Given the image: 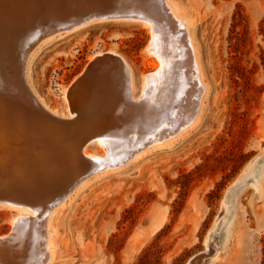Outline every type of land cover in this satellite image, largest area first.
<instances>
[{
  "label": "rangeland",
  "instance_id": "1",
  "mask_svg": "<svg viewBox=\"0 0 264 264\" xmlns=\"http://www.w3.org/2000/svg\"><path fill=\"white\" fill-rule=\"evenodd\" d=\"M169 1L189 21L187 33L205 88L197 115L186 129L148 145L121 165L86 176L85 184L57 202L49 222L55 247L48 264H186L196 254L210 253L203 240L220 214L226 190L264 148V0ZM150 30L139 22L107 20L49 35L46 43L42 39L29 52L25 68L29 90L49 112L57 113L53 123L68 121L62 88L96 53L112 50L114 68L128 66L131 73L124 81L128 87L119 79L115 85L138 100L147 86L155 85L141 76H155L158 68V59L146 51L150 40L153 44ZM104 64L109 66V61ZM108 66H100L102 80L92 86L102 94L103 106L109 99V70L106 74L104 70ZM94 76L90 68L85 77ZM167 96L173 99L175 91ZM166 107L155 109L159 117ZM86 150L105 154L94 142ZM262 169L264 155L254 162L237 199V240L209 264H264V202H256L253 192V179ZM41 170L47 182L42 178L36 185L46 190L53 172ZM32 202L37 203L28 204ZM18 212L17 207L0 203V236L10 229L15 235L12 246L0 252V263L35 264L40 253L37 241L29 248L23 231L16 232L10 223ZM23 254L30 261L24 262Z\"/></svg>",
  "mask_w": 264,
  "mask_h": 264
},
{
  "label": "bare ground",
  "instance_id": "2",
  "mask_svg": "<svg viewBox=\"0 0 264 264\" xmlns=\"http://www.w3.org/2000/svg\"><path fill=\"white\" fill-rule=\"evenodd\" d=\"M107 20L139 22L151 28L153 44L149 45L150 40L146 51L158 59V68L155 76L144 74L141 78L155 85L147 86L142 96L133 100L132 93L114 83L119 79L122 86L128 87L124 83L131 75L128 66L122 70L114 68L117 60L112 57V50L98 52L88 61L84 71L61 90L71 119L53 123L52 117L57 113L49 112L33 90H29L25 70L29 52L49 35ZM188 23L169 0H0V203L18 208L19 212L10 223L18 230L14 229L16 232L23 231L22 237L28 240L29 248L37 241L40 253L35 264H48L52 258L54 229L49 222L57 202L84 183L86 176L121 165L148 145L186 129L195 119L205 88L187 33ZM175 47L179 51L176 52ZM106 61L109 66L104 64ZM102 65L108 66L104 68L105 74L109 70L110 91L106 106L101 105L104 102L102 94L92 90L94 82L102 80ZM90 68L95 76L86 78ZM169 77H173L172 81ZM80 81L82 83L77 84ZM77 85L78 94L74 91ZM171 90L175 91V99L167 96ZM160 106H168L167 113L163 111L161 117L155 112ZM58 117L63 119L60 114ZM93 142L105 149L104 155L87 152V145ZM263 155L264 148L226 190L220 214L203 240L211 252L196 254L186 264H209L208 260H215L218 253L230 249L237 240V199L254 162ZM41 169L53 172L46 190L36 185L42 178L46 181L47 174H41ZM253 182L255 201L263 203L264 169L257 170ZM69 188L72 189L68 192ZM31 201L37 203L29 205ZM223 218L222 233L213 242ZM13 254L11 252V256ZM26 254L21 258L24 262L29 260Z\"/></svg>",
  "mask_w": 264,
  "mask_h": 264
},
{
  "label": "water",
  "instance_id": "3",
  "mask_svg": "<svg viewBox=\"0 0 264 264\" xmlns=\"http://www.w3.org/2000/svg\"><path fill=\"white\" fill-rule=\"evenodd\" d=\"M75 185V184H74ZM74 187V186H73ZM72 187V188H73ZM71 188V189H72ZM15 234V233H14ZM12 236H13V234H12V230L10 229L6 234H4V235H2V236H0V238H4L3 239V241H0V252L1 253H3V252H5V249L6 248H8V247H10V246H12L11 244H12ZM7 241H9V242H7ZM3 242V243H2ZM5 243V244H4ZM0 253V254H1ZM45 259V258H44ZM0 264H19V263H9V262H1Z\"/></svg>",
  "mask_w": 264,
  "mask_h": 264
},
{
  "label": "crops",
  "instance_id": "4",
  "mask_svg": "<svg viewBox=\"0 0 264 264\" xmlns=\"http://www.w3.org/2000/svg\"><path fill=\"white\" fill-rule=\"evenodd\" d=\"M223 255H224V254H221V255L219 256L218 260H219ZM218 260H217V261H218ZM217 261H216V262H217Z\"/></svg>",
  "mask_w": 264,
  "mask_h": 264
}]
</instances>
